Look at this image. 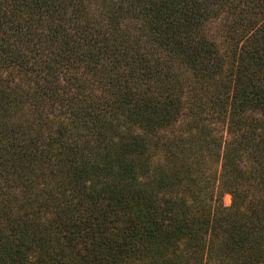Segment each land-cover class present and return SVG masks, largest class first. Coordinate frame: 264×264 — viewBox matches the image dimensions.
I'll list each match as a JSON object with an SVG mask.
<instances>
[{
	"label": "trees",
	"instance_id": "1",
	"mask_svg": "<svg viewBox=\"0 0 264 264\" xmlns=\"http://www.w3.org/2000/svg\"><path fill=\"white\" fill-rule=\"evenodd\" d=\"M0 264H264V0H0Z\"/></svg>",
	"mask_w": 264,
	"mask_h": 264
},
{
	"label": "rangeland",
	"instance_id": "2",
	"mask_svg": "<svg viewBox=\"0 0 264 264\" xmlns=\"http://www.w3.org/2000/svg\"><path fill=\"white\" fill-rule=\"evenodd\" d=\"M224 205L229 206L232 203V195L231 194H225L223 197Z\"/></svg>",
	"mask_w": 264,
	"mask_h": 264
}]
</instances>
